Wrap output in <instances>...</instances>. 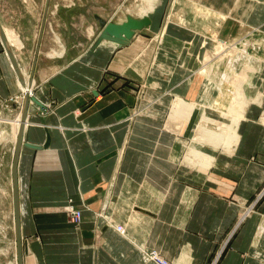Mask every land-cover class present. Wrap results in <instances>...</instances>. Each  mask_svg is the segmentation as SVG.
<instances>
[{
  "label": "crops",
  "instance_id": "obj_1",
  "mask_svg": "<svg viewBox=\"0 0 264 264\" xmlns=\"http://www.w3.org/2000/svg\"><path fill=\"white\" fill-rule=\"evenodd\" d=\"M113 9L102 17L126 18ZM163 11L164 5L160 14H148L151 26L126 45L104 40L92 48L96 22L86 25V45L58 43L51 24L33 50L34 63L27 64L29 48L21 52V70L44 105L31 103L24 133L41 148L23 145L18 165L24 264H156L144 249L158 250L172 264H207L220 252L219 264H264V237L257 239L264 202L233 234L244 205L264 183V72L253 81L258 100L246 106L235 153L219 154L209 145V166L187 160L198 109L191 120L172 122V102H197L203 77L168 43L148 35L161 29ZM187 16L195 28L196 13ZM225 20V37L247 33L248 24L258 34L264 0L254 3L246 20ZM189 29L169 27L190 39ZM2 50L0 41V97L6 100L22 86ZM157 63L171 67V75L152 72ZM149 97L160 101L147 107L152 112L132 116ZM23 102L21 96L20 111ZM70 206L82 212L79 225L68 219Z\"/></svg>",
  "mask_w": 264,
  "mask_h": 264
},
{
  "label": "rangeland",
  "instance_id": "obj_2",
  "mask_svg": "<svg viewBox=\"0 0 264 264\" xmlns=\"http://www.w3.org/2000/svg\"><path fill=\"white\" fill-rule=\"evenodd\" d=\"M216 1L218 2L216 3ZM216 1L167 0V2H165V0H0V23L4 26V30L8 29L9 31H14L24 43V46L20 49L16 45H10L18 63V67L21 68L22 65H24L23 62H25V59H20L21 52L26 53L28 48L31 50V53L28 54V65H31L32 62L34 63L36 59V57L33 58V50L36 45H38L41 26H44V33L45 29L51 27L52 24L54 26V32L53 30L51 32L54 33V37L58 43H62V41L66 39L67 42L72 43L82 41L86 45V42H88V38L86 36V25L88 22H96L97 25L100 26L98 16H103L108 12H112L114 10L113 8H116L114 12L117 13V17H124V15L129 13L136 16L141 14L151 15V13H155L156 10L159 13L164 5L163 16L160 22L161 29L163 27L162 32L160 29L158 33H154L156 31L152 29L149 30L150 34L148 35L151 36V34H153L156 38V42L161 40V43H168L172 49L179 52L180 57L184 58V61H187V64L190 63L194 74L203 77L199 100L197 102H190L184 99L188 103L192 104V108L187 107L181 114L177 115L176 110L178 106L176 105L180 104V97H177L172 102L173 108L170 116L172 119L170 120L173 122V120L180 118L184 121H189L191 120L193 111L198 109V118L195 120V127L192 129V137L190 143L188 144L189 146L187 149L186 159L191 160L194 164H200V166L204 168L209 166V162L214 159V155L206 151L209 144L206 141L203 142V144L208 145L204 148L203 145L200 147L201 150H203L201 155L192 154L190 146L194 136H201L202 124L205 123L204 118L206 117L207 112L211 111L213 106L211 103L214 102L219 105V107H221L224 112L228 113V115L237 117L239 115L238 109L241 108L240 104L243 105V103L236 102L235 98L230 96L233 94L232 90L235 89V92L239 91L243 93L245 107L250 102L257 101L258 96L252 97L253 88L256 84L253 81L257 77L258 72H264L263 28L259 27V33L257 34L254 26H252V24H248V26H245L246 28L248 27L246 31L247 33H242L243 35L238 34L239 37L238 35H234L233 38H230L229 36L225 37L222 34V28L225 26L224 24L226 22L225 19H228L229 17L230 19L241 18L242 20H246L248 13L253 8L254 3L257 2V0H242V4L240 6L236 5L237 0ZM177 3L179 5V9H177ZM221 4L226 6H224L223 10L220 9ZM152 5L153 8L151 9ZM228 6H230L233 11H228ZM216 8L219 9L218 12L212 11V9ZM143 9L147 10V12L143 13ZM190 11L196 13L195 28L189 26L187 23V21H189L187 14ZM220 11L222 13H219ZM54 15H56L57 19L55 23H52L51 20ZM173 26L190 27L189 30L185 31L187 33L185 35H190L192 38L189 39L185 36H175V33L173 34L169 30V27ZM202 26H209L210 31H203L200 29ZM93 31L96 32L97 30H94L92 26H89V32L92 33ZM34 32H36V34ZM213 33L214 35L221 34L222 40L210 38V35H213ZM223 33H225L224 30ZM26 34H31L27 41L24 40V36ZM221 37L219 36V38ZM197 38L199 39V42H196ZM176 39H179L178 42H174ZM0 41L4 55L10 59L1 35ZM59 53L60 51L57 50L54 52L52 51L51 54L53 55ZM21 58H23V55ZM231 60L233 62L227 66L225 70L226 74H224L225 78H223V76L219 77L220 63L224 61H228L230 63ZM155 70H162V73L167 74V76L172 73L171 67L166 68L164 64L162 65L160 63L155 65V69H153L152 72ZM29 75L31 78L32 74ZM24 76L27 82H29V78L26 77L25 73ZM223 79L227 80L226 84H223ZM18 86L20 88V80L18 82ZM21 86V94L19 92L18 95L12 96L6 100L0 97V264H17L11 168L14 146L21 118L20 98L21 96L24 98L25 94L22 82ZM142 87L143 86L140 85L138 92H140V89L142 90ZM223 88L224 90H221ZM32 96H34L33 87ZM261 101L262 99L258 102ZM157 102H160L159 99H151V97H149L144 101L141 108L136 110L132 116H136V114L140 112L147 113L150 111L151 113L152 111L149 110V108L147 109V107H151L152 105L154 106ZM186 112H188V114ZM169 123L171 122L169 121ZM212 148H214V146H212ZM235 149L230 151V148H214V150H216L219 154L233 153ZM263 202L264 183L257 190L254 197L250 198L244 205L245 209L242 212L243 218L242 220H239L240 222H238L234 228L233 234L239 228L240 223H242L243 220H245V218H247L250 214L258 210ZM67 213L69 221L74 223L70 217L69 208ZM74 224L79 225L80 223ZM263 236L264 222H262L259 226L257 239L263 238ZM144 250L147 251V249ZM155 251L160 253L158 250ZM145 255L147 257H145L147 261L153 262L147 254ZM221 256L222 252L217 255L214 254L207 264H219ZM170 264L172 263L170 262Z\"/></svg>",
  "mask_w": 264,
  "mask_h": 264
},
{
  "label": "water",
  "instance_id": "obj_3",
  "mask_svg": "<svg viewBox=\"0 0 264 264\" xmlns=\"http://www.w3.org/2000/svg\"><path fill=\"white\" fill-rule=\"evenodd\" d=\"M100 21V29L92 43V48H96L100 42L103 40H110L118 43V45H126L128 41L134 36L137 30L144 27H148L151 23V17L148 14L142 16H136L131 13L126 15V18L118 21L112 18H105L98 16ZM44 31V26H41L37 50L40 48V41L42 39ZM0 35L4 41V45L7 49V52L12 61L13 67L18 73L19 80L25 84V76L21 68L18 67V63L15 59L10 43L6 38L3 30V26L0 23ZM37 60V57H36ZM35 60V61H36ZM33 76L31 75V80ZM32 82V81H31ZM32 85L29 84V88L25 91L24 102L21 109L22 114V124L19 129L18 137L15 141L14 152H13V162H12V193H13V207H14V216H15V237H16V252H17V264H24V250H23V237H22V225H21V203H20V189H19V176H18V165L20 160V154L23 145L32 146L33 148H41V146L30 144L25 141L24 133L26 129L25 122L28 121L29 117V108L31 102H34L40 107H44L43 103L38 100L35 96H32ZM49 144V136L47 142L44 144V147H47Z\"/></svg>",
  "mask_w": 264,
  "mask_h": 264
},
{
  "label": "bare ground",
  "instance_id": "obj_4",
  "mask_svg": "<svg viewBox=\"0 0 264 264\" xmlns=\"http://www.w3.org/2000/svg\"><path fill=\"white\" fill-rule=\"evenodd\" d=\"M206 1H208V0H206ZM209 2H210V0H209ZM241 4H242V0H237L236 5L240 6ZM224 6H225L224 4H221V6H220L221 8L220 9L223 10ZM152 8H153V5L151 6V9ZM231 10H232L231 7L228 6V11H231ZM212 11L218 12L219 9H217V8L216 9H212ZM146 12H147V10L143 9V13H146ZM219 13H222V12L220 11ZM3 30H4V26H3ZM214 33H215V31H214ZM214 33H213V35L212 34L210 35L211 36L210 38L221 39L222 40L221 34L220 35L219 34H215L214 35ZM4 34H5L6 38L8 39V41H9L11 46L12 45H14V46L16 45L19 49L23 46L22 40L19 38V36L14 31H9L8 29H5L4 30ZM219 36L221 38H219ZM107 41H110V40H107ZM218 45H221V44H218ZM255 51H258V50H255ZM256 54H260V53H256ZM231 62H233V61L231 60L230 63L228 61L221 62L220 63V68H219L220 69L219 70L220 73H219V75L218 74H216V75H218L219 77L223 76V78H225V76H224V74H226L225 70H226L227 66H229L231 64ZM25 81H26V83L25 84L22 83V85H23V87H26L25 90H27L29 88V84L31 83V81L27 82L26 78H25ZM226 81H227L226 79H223V82H224L223 84H226L227 83ZM221 90H224V88L221 89ZM232 92H233V94L230 95V96L232 98H235L236 102L243 103V105L240 104L241 108L238 109L239 110V115L237 117L230 116V115H228V113L224 112L221 109V107H219V105L215 104L214 102L211 103V104H213V106H212L211 111L207 112L206 117L204 118V122L205 123L202 124L203 126L201 128L202 129L201 136L200 137L199 136H194L192 138V143H191V146H190V151H191L192 154H196V155L200 154L201 155L203 150H201L200 147H202L204 141H206L210 146L211 145L214 146V148L215 147H222V148H226V149L230 148V151L237 147L238 142L240 140V134H239L238 129H239L241 120H243L244 117H245L246 107H245L244 101H243V98H244L243 93H241L239 91L235 92V89H233ZM231 97H229V98H231ZM179 102H180V104L176 105V106H178L177 110H176V114L177 115L181 114L183 112V110H185L187 107L192 108V104L188 103L183 98L182 99L179 98ZM186 113L188 114V112H186ZM27 122L28 121L25 122L26 126H27ZM21 124H22V114H21V118H20V121H19V129L21 127ZM18 133H19V130H18ZM17 137H18V134H17ZM117 229L120 232H124V228L122 226H118Z\"/></svg>",
  "mask_w": 264,
  "mask_h": 264
},
{
  "label": "built area",
  "instance_id": "obj_5",
  "mask_svg": "<svg viewBox=\"0 0 264 264\" xmlns=\"http://www.w3.org/2000/svg\"><path fill=\"white\" fill-rule=\"evenodd\" d=\"M69 214H70V217L74 223H76V224L81 223V218H82L81 210L75 209L72 206H70L69 207ZM144 253L147 254L148 257L150 258V260H152L156 264H170L169 260H167L161 253H158L155 250H147ZM145 257H146V255H145Z\"/></svg>",
  "mask_w": 264,
  "mask_h": 264
}]
</instances>
